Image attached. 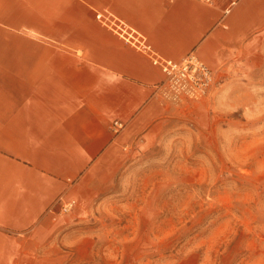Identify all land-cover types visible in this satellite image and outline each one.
I'll return each mask as SVG.
<instances>
[{
    "label": "crops",
    "instance_id": "1",
    "mask_svg": "<svg viewBox=\"0 0 264 264\" xmlns=\"http://www.w3.org/2000/svg\"><path fill=\"white\" fill-rule=\"evenodd\" d=\"M103 9L155 54L213 70L264 42V0H0V264H34L63 205L86 210L164 113L166 75Z\"/></svg>",
    "mask_w": 264,
    "mask_h": 264
},
{
    "label": "rangeland",
    "instance_id": "2",
    "mask_svg": "<svg viewBox=\"0 0 264 264\" xmlns=\"http://www.w3.org/2000/svg\"><path fill=\"white\" fill-rule=\"evenodd\" d=\"M252 51L197 97L165 89L164 113L86 210L64 204L34 264H264V42Z\"/></svg>",
    "mask_w": 264,
    "mask_h": 264
},
{
    "label": "built area",
    "instance_id": "3",
    "mask_svg": "<svg viewBox=\"0 0 264 264\" xmlns=\"http://www.w3.org/2000/svg\"><path fill=\"white\" fill-rule=\"evenodd\" d=\"M202 1L212 2V0ZM95 17L102 25L109 28L123 40L135 44L136 47L151 55L152 62L159 65L166 75L164 90L168 89L175 95L184 93L197 97L206 92L212 83L213 70L196 55L189 54L181 61L161 57L151 50L150 45L142 35L136 33L123 19L115 16L110 11L106 9L97 10L95 11ZM114 124L118 128L122 125L117 122ZM62 208L67 209L66 205H63Z\"/></svg>",
    "mask_w": 264,
    "mask_h": 264
}]
</instances>
